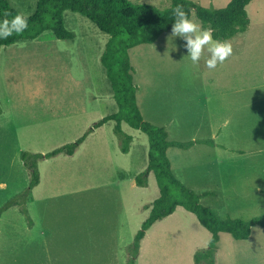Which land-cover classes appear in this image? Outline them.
Listing matches in <instances>:
<instances>
[{
	"label": "rangeland",
	"instance_id": "374dc122",
	"mask_svg": "<svg viewBox=\"0 0 264 264\" xmlns=\"http://www.w3.org/2000/svg\"><path fill=\"white\" fill-rule=\"evenodd\" d=\"M30 16L37 0H8ZM160 9L170 0H130ZM219 8L229 0H191ZM246 10L245 32L226 40L232 55L215 68L204 50L193 64L185 41L164 32L129 50L136 100L143 118L166 128L172 171L219 216L249 219L264 213V0ZM191 19L205 28L195 12ZM72 39L51 30L0 48V264H127L142 221L159 195L147 167L145 133L104 116L116 113L100 56L108 40L89 19L64 12ZM93 129L90 131V129ZM90 131V132H89ZM88 133L72 155L46 156ZM35 161L39 183L28 189ZM40 154L35 159V155ZM211 233L182 206L155 222L140 242L134 264H195ZM215 264H264V227L246 240L219 234Z\"/></svg>",
	"mask_w": 264,
	"mask_h": 264
},
{
	"label": "trees",
	"instance_id": "16d2710c",
	"mask_svg": "<svg viewBox=\"0 0 264 264\" xmlns=\"http://www.w3.org/2000/svg\"><path fill=\"white\" fill-rule=\"evenodd\" d=\"M251 1L229 0L223 7L212 8L196 4L191 0H170L168 7L160 9L130 0H37L34 12L27 16L28 28L20 35L13 34L7 40H0L1 48L19 40L35 39L46 30H51L57 39H72L74 35L64 23L66 10L86 17L101 32L108 35L100 62L110 82L118 111L104 116L94 127L97 128L113 120L116 122L115 131L119 135L122 134L120 127L122 122L145 133L148 139L147 167L144 172L136 176L135 181L138 186H145L142 177L146 178L152 172L159 190V195L152 202L148 216L135 233L134 242L131 245L133 256L127 264L135 263L134 258L139 254L140 242L151 226L171 215L177 206H182L193 213L211 233L208 247L194 254L195 264H215L219 233L226 232L236 240H246L250 237L253 226L264 227V213L246 220L229 215L219 216L213 208L202 205L199 196L176 178L167 153L168 149L172 147L189 149L196 143H211V141L169 140L165 127L155 125L143 118L136 100L137 86L133 81L129 57L131 48L141 44H152L164 32L172 30L174 22L172 9L177 5H181L189 17L194 11L202 25L212 31L213 39L223 42L248 29L250 18L246 6ZM18 13L8 0H0V20L11 19ZM87 134L82 135L76 142L58 148L46 156H55L62 152L72 155ZM122 140L124 142L122 151L126 153L131 136L122 134ZM27 156V152L21 153L24 166L30 170L28 189H31L38 185L39 175L35 169V161L29 163ZM38 156L43 157V155L36 154L35 159Z\"/></svg>",
	"mask_w": 264,
	"mask_h": 264
},
{
	"label": "clouds",
	"instance_id": "9594fccd",
	"mask_svg": "<svg viewBox=\"0 0 264 264\" xmlns=\"http://www.w3.org/2000/svg\"><path fill=\"white\" fill-rule=\"evenodd\" d=\"M174 22L172 23V37H180L185 43L187 56L193 64H197L205 49L211 54L206 61L208 68H215L218 63H223L232 55V45L227 41L213 39L212 31L202 29L183 10L181 5L172 9ZM28 17L18 13L11 19L0 20V40H7L13 34L20 35L28 28ZM17 45L24 47L23 41H16Z\"/></svg>",
	"mask_w": 264,
	"mask_h": 264
},
{
	"label": "crops",
	"instance_id": "0c3cea01",
	"mask_svg": "<svg viewBox=\"0 0 264 264\" xmlns=\"http://www.w3.org/2000/svg\"><path fill=\"white\" fill-rule=\"evenodd\" d=\"M168 152V151H167ZM222 233V232H221ZM221 233H219V234H221ZM217 251H218V243H217V250H216V253H217Z\"/></svg>",
	"mask_w": 264,
	"mask_h": 264
}]
</instances>
